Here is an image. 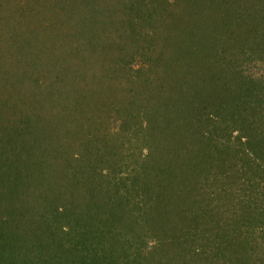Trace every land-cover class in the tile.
I'll return each mask as SVG.
<instances>
[{"label":"trees","instance_id":"1","mask_svg":"<svg viewBox=\"0 0 264 264\" xmlns=\"http://www.w3.org/2000/svg\"><path fill=\"white\" fill-rule=\"evenodd\" d=\"M188 1L0 0V264H264V0Z\"/></svg>","mask_w":264,"mask_h":264},{"label":"rangeland","instance_id":"2","mask_svg":"<svg viewBox=\"0 0 264 264\" xmlns=\"http://www.w3.org/2000/svg\"><path fill=\"white\" fill-rule=\"evenodd\" d=\"M188 1V0H187ZM211 0H208V1H206V0H204V1H202V0H189L188 1V7L190 8V13L188 14V15H190L191 17H190V20H189V23H188V28H190V27H193V26H195V24H198V23H200V21H201V19L200 18H202L203 17V12L204 11H202V8H201V5L205 8L206 6H210V4H209V2H210ZM214 1V0H213ZM224 1L226 2V3H229V4H227L226 6L225 5H220V4H218V3H224ZM216 4H214L216 7H213V14H214V12H217L218 14H220L221 16H226V14H225V12H221V9H224V10H228L229 12H230V14L229 15H231V17L230 16H228V18L229 19H227L226 20V23H228V22H231V20H232V18H233V16H236L237 14H239V15H242V16H247V14H249V12H250V7H249V4H245V0H216ZM199 4H201L199 7H198V5ZM200 8V9H199ZM117 10H116V12H114V14L110 17V19L111 20H115L116 19V17L119 15V12L121 11V8L119 7V5L117 6V8H116ZM194 11H198V17H200V18H195V16H194ZM210 11V10H209ZM208 14H210L211 15V12H208ZM99 15V14H98ZM100 16V15H99ZM93 17H96L95 15L93 16L92 15V17L91 18H93ZM101 17V16H100ZM19 20L21 21V23H23L24 21H25V19L21 16V14L19 15ZM204 19H202V21H203ZM198 21V22H197ZM206 21H209V20H206ZM226 23H216V22H214V21H212L211 23H210V28H209V30L210 29H212V32H213V34H215V32H221L220 33V35L219 36H227V34L230 32V31H232V28H231V25H227ZM225 24H226V26H225ZM90 25H92V22H90ZM185 25V24H184ZM215 29H216V31H215ZM222 32H223V34H222ZM10 34H11V31H9V26H8V24L7 25H5L4 27H2L1 29H0V40H1V38H3L2 40H4V39H8L9 38V36H10ZM177 37L173 40V42H177L178 40H180L181 41V39H183V34H182V36H181V38H180V35H176ZM213 36V35H212ZM216 36H218V35H214L213 36V38H215V39H218ZM76 37V36H75ZM226 38V37H225ZM17 40V39H16ZM74 40H76L75 38H74ZM219 40H221V39H218V41H217V43H219ZM223 40H225L224 38H223ZM9 41L12 43V39L10 38L9 39ZM179 41V42H180ZM222 41V40H221ZM213 43H214V40L212 41ZM75 45V44H74ZM216 46H218V44H216ZM66 49V48H65ZM65 49L63 50V52L65 51ZM71 51H73V50H71V49H67V53H70ZM229 52V51H228ZM74 53V52H73ZM80 54H83L82 53V51H77L75 54H74V57H75V59H74V63L77 61L78 62V56L80 55ZM196 54H198V55H202L203 56V54L200 52V53H196ZM6 55H8V54H6ZM62 56H63V58H65V59H67V61L69 60L68 58V56H64L63 54H62ZM77 57V58H76ZM80 57V56H79ZM105 57H106V55H105ZM70 62H72L71 60H69ZM110 65V64H109ZM104 66V67H103ZM107 67H108V62H106V60L105 59H101L100 61H98L97 62V64L95 65V68L99 71V73H98V76H101V77H103L104 76V72H105V70H107ZM80 68H82V66L80 67ZM251 70L249 71L250 73H252V74H255L256 76H264V66H262V65H260L259 63H256L255 64V66H253L252 65V67L250 68ZM249 70V69H248ZM110 74L112 73L113 74V72H109ZM91 73L89 72V75H90ZM227 82H229V83H231L230 81H228V80H226ZM200 82H202V78L200 79ZM203 83V82H202ZM201 86L200 87H202L203 86V84H200ZM200 92H201V95L204 93V89L203 88H200ZM170 94H173V92L172 91H166V95H170ZM171 98H168V100H170ZM166 101V99L165 98H162V102H165ZM143 154H145V150L143 151Z\"/></svg>","mask_w":264,"mask_h":264}]
</instances>
